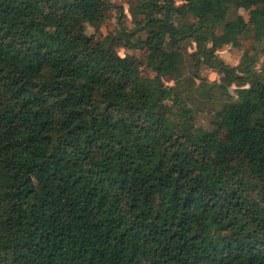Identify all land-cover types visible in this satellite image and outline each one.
I'll use <instances>...</instances> for the list:
<instances>
[{
  "label": "trees",
  "instance_id": "trees-1",
  "mask_svg": "<svg viewBox=\"0 0 264 264\" xmlns=\"http://www.w3.org/2000/svg\"><path fill=\"white\" fill-rule=\"evenodd\" d=\"M233 6L264 52V0H137L133 27L112 0H0V264H264V73L217 53ZM188 43L238 86L212 130L164 81Z\"/></svg>",
  "mask_w": 264,
  "mask_h": 264
},
{
  "label": "rangeland",
  "instance_id": "rangeland-1",
  "mask_svg": "<svg viewBox=\"0 0 264 264\" xmlns=\"http://www.w3.org/2000/svg\"><path fill=\"white\" fill-rule=\"evenodd\" d=\"M112 2L124 8L125 15H127L128 24L133 27L134 20L141 19L143 16L135 12L137 6V0H112ZM242 14L246 21L249 22V11L244 8L233 9L230 13V18H234L237 13ZM90 15H93L92 13ZM105 21L99 28L90 26L88 31L94 32L98 37L106 35L108 32H116L119 28V17L121 12L118 7H112L105 9ZM191 20L195 18L190 15ZM218 33H222V29L218 30ZM184 64L181 67L180 73H172L164 77V81L168 85H177L189 95L190 103L195 111L196 122L199 126L212 130L214 128L216 113L223 109V107L236 98L238 86L233 84L224 90L221 87L223 72L202 65L197 71L195 67V61L193 54L196 51V44L188 43L184 45ZM262 46L257 41L256 29L249 22L248 30L239 37L238 45H224L217 49V53L224 58V60L237 66L240 64H246L249 62V56H253L257 60L256 69L264 73V52ZM127 51L121 50V54L124 55ZM137 55L143 56L142 51H137ZM141 76L146 78H155L156 73L146 64L141 66ZM222 135L226 136L223 132Z\"/></svg>",
  "mask_w": 264,
  "mask_h": 264
}]
</instances>
